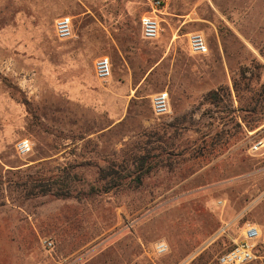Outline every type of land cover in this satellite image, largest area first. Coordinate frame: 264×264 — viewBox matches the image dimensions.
<instances>
[{"label":"rangeland","instance_id":"obj_1","mask_svg":"<svg viewBox=\"0 0 264 264\" xmlns=\"http://www.w3.org/2000/svg\"><path fill=\"white\" fill-rule=\"evenodd\" d=\"M151 1L0 0V264H217L243 226L264 225V149L249 151L264 137V0H170L154 14ZM148 15L155 41L141 37ZM191 33L207 55L189 53ZM162 91L170 112L155 117ZM143 156L156 166L129 186ZM109 167L116 185L99 181ZM46 180L70 198L30 192Z\"/></svg>","mask_w":264,"mask_h":264},{"label":"built area","instance_id":"obj_2","mask_svg":"<svg viewBox=\"0 0 264 264\" xmlns=\"http://www.w3.org/2000/svg\"><path fill=\"white\" fill-rule=\"evenodd\" d=\"M170 0H152L150 2L151 13L154 14L160 9L166 7ZM140 33L143 40L155 41L160 37L161 25L156 15L143 16L140 20ZM72 20L69 16H61L54 21V35L57 40L65 41L72 37ZM187 49L191 55L205 56L209 48L204 37L199 33H191L187 36ZM93 72L97 80L101 82L108 81L112 76L111 63L107 57H99L93 62ZM151 110L155 117H161L169 114L170 104L169 96L166 91L157 92L150 100ZM32 149L28 139L19 140L14 150L17 156L23 157L30 153ZM264 149V137L253 142L250 146V152L253 154ZM230 224H224L216 233L213 241L226 235ZM43 247L50 250L53 243L50 239H45ZM260 249H264V227L246 224L240 230L239 236L233 241L229 249L221 252L216 260L217 264H264L262 256L258 254ZM168 245L164 242L155 243L153 252L157 255L167 253Z\"/></svg>","mask_w":264,"mask_h":264},{"label":"trees","instance_id":"obj_3","mask_svg":"<svg viewBox=\"0 0 264 264\" xmlns=\"http://www.w3.org/2000/svg\"><path fill=\"white\" fill-rule=\"evenodd\" d=\"M216 92H213L212 95H215ZM144 158H141L142 161H139L138 158H135V162H137V171H135V177H133V180L131 181V183L129 184V186H133V187H137L141 184V178L144 175L149 174L154 167L156 166L154 165H148L146 168H143V160H145L146 156H143ZM109 177L114 178V180H112V182L114 183L113 185H116V179L117 177H119L118 172L114 169H112L111 167L107 168V169H103L99 172V181H105L107 180ZM37 187H39L37 189ZM65 186L62 184L61 181L57 180V182L55 181H50V180H46L43 182H39V184L37 186H34L33 188H31L30 192L33 193V195L39 194L40 196H50V197H54L56 199H68L70 198V193L69 190L67 188V190H65L64 188ZM37 192V193H36ZM31 193H29L28 195H30Z\"/></svg>","mask_w":264,"mask_h":264},{"label":"crops","instance_id":"obj_4","mask_svg":"<svg viewBox=\"0 0 264 264\" xmlns=\"http://www.w3.org/2000/svg\"><path fill=\"white\" fill-rule=\"evenodd\" d=\"M154 94H156V93H154ZM154 94H153V95H154ZM153 95H151V97H152ZM151 97H150V100H151ZM248 224H249V223H248ZM259 224H262V223L259 222ZM259 224H253V225H258V226L264 227V225H259ZM3 261L5 262V264H14V263H15L14 260H12L11 257L3 258Z\"/></svg>","mask_w":264,"mask_h":264}]
</instances>
